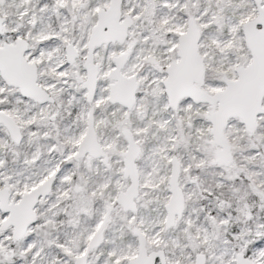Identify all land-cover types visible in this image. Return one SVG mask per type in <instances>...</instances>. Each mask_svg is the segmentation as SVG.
Here are the masks:
<instances>
[{"label": "snow or ice", "instance_id": "1", "mask_svg": "<svg viewBox=\"0 0 264 264\" xmlns=\"http://www.w3.org/2000/svg\"><path fill=\"white\" fill-rule=\"evenodd\" d=\"M0 264H264V0H0Z\"/></svg>", "mask_w": 264, "mask_h": 264}]
</instances>
